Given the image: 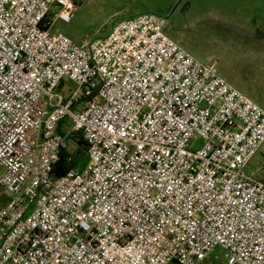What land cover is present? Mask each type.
Instances as JSON below:
<instances>
[{
    "label": "built area",
    "instance_id": "built-area-1",
    "mask_svg": "<svg viewBox=\"0 0 264 264\" xmlns=\"http://www.w3.org/2000/svg\"><path fill=\"white\" fill-rule=\"evenodd\" d=\"M77 8L0 0V264H212L218 249L221 264H264V181L246 172L264 109L166 18L122 19L79 46L53 31ZM73 134L89 163L57 177Z\"/></svg>",
    "mask_w": 264,
    "mask_h": 264
},
{
    "label": "rangeland",
    "instance_id": "rangeland-1",
    "mask_svg": "<svg viewBox=\"0 0 264 264\" xmlns=\"http://www.w3.org/2000/svg\"><path fill=\"white\" fill-rule=\"evenodd\" d=\"M154 13L166 18V34L204 64H216L218 74L235 89L264 109V0H78L69 24L58 22L53 31L79 46L105 39L115 24L126 18ZM77 85L66 80L62 91L69 99ZM72 121L62 124L72 133ZM202 140L194 143L200 149ZM69 148L74 149L72 140ZM81 166L79 169H83ZM246 172L264 181V145ZM10 196L0 188V207ZM220 259L226 252L218 249Z\"/></svg>",
    "mask_w": 264,
    "mask_h": 264
},
{
    "label": "trees",
    "instance_id": "trees-1",
    "mask_svg": "<svg viewBox=\"0 0 264 264\" xmlns=\"http://www.w3.org/2000/svg\"><path fill=\"white\" fill-rule=\"evenodd\" d=\"M73 142L74 149L63 150L60 160L56 164L54 175L62 177L71 170L79 169L81 166L86 167L89 163L88 146L81 134H73L70 138Z\"/></svg>",
    "mask_w": 264,
    "mask_h": 264
}]
</instances>
